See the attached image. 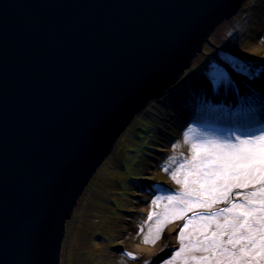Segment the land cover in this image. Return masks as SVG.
Returning <instances> with one entry per match:
<instances>
[{
	"label": "water",
	"instance_id": "water-1",
	"mask_svg": "<svg viewBox=\"0 0 264 264\" xmlns=\"http://www.w3.org/2000/svg\"><path fill=\"white\" fill-rule=\"evenodd\" d=\"M246 0H0V264H62L134 118Z\"/></svg>",
	"mask_w": 264,
	"mask_h": 264
},
{
	"label": "rangeland",
	"instance_id": "rangeland-1",
	"mask_svg": "<svg viewBox=\"0 0 264 264\" xmlns=\"http://www.w3.org/2000/svg\"><path fill=\"white\" fill-rule=\"evenodd\" d=\"M258 3L262 6L264 0L260 2L247 0L239 13L211 34L204 53L200 57L197 56L190 69L183 73L182 80L186 79L188 83L189 74L192 73V78L197 77L198 74H205L209 64L222 63L224 57H232L248 68L246 75L241 74L245 82L242 85L251 86V81L264 72V64L254 65L248 59L230 52L228 47L234 46L246 53H254L257 44L261 45L264 42V18L259 20L255 16ZM257 54L263 56L264 52L260 51ZM260 79L264 80V77ZM237 84L239 83H236V87L240 95L243 89ZM251 89L253 95L260 96L258 91ZM175 91L180 97V91L178 93L177 89ZM160 115L158 103L152 101L135 118L134 126L120 138L116 145V148L120 149L119 152H113L95 174L68 223L62 264H164L165 261H170L173 254L182 246L185 247V252L181 258L175 260L174 264H183L185 258L194 254L199 255L187 251L189 244L196 245L200 231L203 230V222L198 219L188 224L186 229L184 225L188 221L185 222L178 230L175 239L166 243L162 251L154 256L148 255L159 239L162 240L167 227L170 225L179 227L184 222L185 216L191 212H186L182 219H177V210L166 199H161L155 204L153 201H156L157 197H178L185 191L183 184H177L172 179V174L176 173L177 178L183 181L186 173L193 168L196 163L193 160V143H199L206 137L224 141L233 133L202 129L198 125L189 123L185 129H179L176 135L169 137L159 125L162 119ZM189 128L196 129V133H191L189 142L185 143L184 133ZM262 133L264 131L251 137H240L234 133L230 142L235 143L236 136L240 139H251ZM159 147L164 148L166 152L157 154ZM254 147L259 154L260 144L257 143ZM169 158L174 160L170 162ZM181 165L186 167L182 169ZM187 178L189 181L196 179L195 175H188ZM149 181L156 182L158 193L155 185L148 183ZM164 187L172 191L161 192L160 188ZM233 191L238 202L241 203L243 201L240 197L248 193V189L237 188ZM149 193H155L153 201ZM221 205L224 206L222 203L215 204L211 209ZM198 209L201 208L192 211ZM181 233L184 237L183 245L180 239ZM145 240L148 243H145ZM137 245L143 249L135 250ZM175 245L177 250L166 257L170 247ZM256 264H264V261L257 257Z\"/></svg>",
	"mask_w": 264,
	"mask_h": 264
},
{
	"label": "snow or ice",
	"instance_id": "snow-or-ice-1",
	"mask_svg": "<svg viewBox=\"0 0 264 264\" xmlns=\"http://www.w3.org/2000/svg\"><path fill=\"white\" fill-rule=\"evenodd\" d=\"M233 73L246 75L248 68L232 57H224L222 63L209 64L204 77L205 91L212 95H238ZM191 133H196V129L189 128L184 133L185 143L189 142ZM234 135L224 141L206 137L193 143V160L196 162L193 168L183 181L176 173L172 174V179L183 184L185 191L178 197H157L153 201L155 204L166 199L177 210V219H182L184 213L195 208L207 212L195 213L184 225L186 229L193 220L203 222L196 245L187 246L188 252L199 255L185 258L183 264H256L257 257L264 261V133L251 139L236 136V142L231 143ZM257 143L260 144L259 154L254 147ZM169 160L171 162L174 158ZM188 175H195L196 179L189 181ZM237 188L253 190L240 197L242 203L233 202L236 198L233 190ZM220 203L226 207L209 211ZM180 239L183 245V233ZM184 252L182 246L164 264H174Z\"/></svg>",
	"mask_w": 264,
	"mask_h": 264
},
{
	"label": "bare ground",
	"instance_id": "bare-ground-1",
	"mask_svg": "<svg viewBox=\"0 0 264 264\" xmlns=\"http://www.w3.org/2000/svg\"><path fill=\"white\" fill-rule=\"evenodd\" d=\"M246 2L247 0L245 1V3ZM258 2H260V0H258ZM245 3L241 6V8L238 11L234 13L233 16L224 18L215 27L214 31H216L217 28L222 26L226 21L230 20L237 13H239V11L244 8ZM260 5L261 3L260 4L258 3L257 9L255 11V16L259 18V20H261V18H264V5L263 4L262 6ZM214 31L211 34H213ZM208 43L209 42L207 40L204 43L202 50L198 52V54L193 59V61L197 58V56L200 57V55L204 53V49ZM228 50H230V52L232 53L234 52L242 56L245 59H248L254 65L264 64V55L260 56L257 54L260 51L264 52V42H262L261 45L260 43L257 44L256 51L254 53L253 52L246 53L244 52V50L236 48L234 46L228 47ZM193 61L191 62V64L193 63ZM191 64L186 70L190 69ZM182 75L177 79L176 83H173L170 86V88H168L167 90L162 92L160 95H158V100L154 101L158 103V110L161 113L160 119L161 118L162 119L159 122V125L161 126V129L169 135V137L170 135L171 136L176 135L177 132H179V129L180 130L183 128L185 129L189 122H192V123L195 122V123H198L199 125L200 121H206V122L210 121V123H203V125L201 124L202 126L208 127L209 129H213L214 124H217L220 120L222 122L223 121L232 122V120L235 119V121H237L238 123H241V124L243 123L244 126H246L247 123L248 124L251 123L249 120V117L246 116L247 113H246V110L243 108V106L242 107L240 105L235 106L236 104H241L240 101L244 102L245 101L244 97L246 95L241 94V96H239V95H234V94L233 95L227 94L226 96H229L230 97L229 99L223 93L218 94V95H212L206 92L204 89L205 74H202V75L198 74L197 77L193 76V78H192V73L189 74L187 76V78L189 77L190 79L188 83H186V79L182 80L183 79ZM194 75H195V72H194ZM260 77H264V72H262L258 76L259 79L254 78L255 80L251 81V86L249 84L245 86V85H242L245 83L242 79V75L241 74L237 75L234 73L235 82L239 83V85L238 84L237 85L240 86V88L243 89L245 93H249L248 95H251V91H252L251 88H254L260 94L264 95V80L260 79ZM176 89H177V93L180 91L179 93L181 95L180 96L181 99L176 94V91H175ZM256 99L259 100V98H256ZM209 106H211V109ZM257 108H259V106H257ZM212 109H215L214 114H212L213 112H210ZM143 111H141V113ZM141 113H139V115ZM164 116H166V118H164ZM230 125L234 126L235 124L231 123ZM123 133H125V131ZM157 151L159 153H163L166 150L164 148L159 147ZM176 229H177L176 225L168 226L162 240L159 239L157 245L153 246V248L150 250V253L148 255L149 256L156 255L160 250L162 251L166 247L165 246L166 243L173 241L175 239ZM134 249L141 250L143 248L137 245V247H135Z\"/></svg>",
	"mask_w": 264,
	"mask_h": 264
}]
</instances>
